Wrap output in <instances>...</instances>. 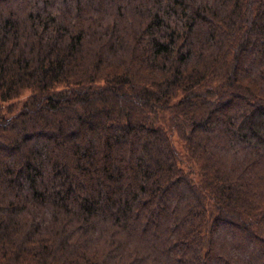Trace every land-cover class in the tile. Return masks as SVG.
Segmentation results:
<instances>
[{"label": "trees", "instance_id": "trees-1", "mask_svg": "<svg viewBox=\"0 0 264 264\" xmlns=\"http://www.w3.org/2000/svg\"><path fill=\"white\" fill-rule=\"evenodd\" d=\"M0 105V264H264V0H0Z\"/></svg>", "mask_w": 264, "mask_h": 264}, {"label": "rangeland", "instance_id": "rangeland-1", "mask_svg": "<svg viewBox=\"0 0 264 264\" xmlns=\"http://www.w3.org/2000/svg\"><path fill=\"white\" fill-rule=\"evenodd\" d=\"M1 107V105H0ZM3 110L0 108V111ZM174 143L176 144L177 147H179V149L181 150V152H183V146L184 143L182 142L181 138L178 136V134L176 133V135L174 136Z\"/></svg>", "mask_w": 264, "mask_h": 264}]
</instances>
